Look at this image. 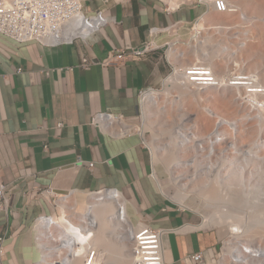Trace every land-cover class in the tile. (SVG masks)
<instances>
[{
  "label": "crops",
  "instance_id": "obj_1",
  "mask_svg": "<svg viewBox=\"0 0 264 264\" xmlns=\"http://www.w3.org/2000/svg\"><path fill=\"white\" fill-rule=\"evenodd\" d=\"M82 1L88 13L102 10L117 18L87 44L46 47L0 33V178L10 195L0 211V264L38 261L35 220L53 210V193L46 196L44 190L63 194L104 187L122 191L134 222L177 229L164 237L167 264H217L222 233L201 226L195 209L163 190L150 148L127 122L138 119L141 91L162 87L171 72L164 49L156 48L169 39L167 33L155 37L149 52L134 56L151 39L150 28L175 25L170 35L185 40L204 16L213 23L208 15L214 10L198 0ZM118 51L124 58L105 65ZM99 111L121 114L133 128L114 135L93 125ZM197 253L202 261L193 258Z\"/></svg>",
  "mask_w": 264,
  "mask_h": 264
},
{
  "label": "bare ground",
  "instance_id": "obj_2",
  "mask_svg": "<svg viewBox=\"0 0 264 264\" xmlns=\"http://www.w3.org/2000/svg\"><path fill=\"white\" fill-rule=\"evenodd\" d=\"M230 2L236 6V11H230V13L232 14V18H230L229 20L227 19L220 20L219 22L221 23L218 22L217 23L218 25L210 27L216 30V32H224V31L234 32L235 28L241 27L240 25L248 24V23H244L243 21L244 19L242 16H244L246 20L249 19H247L246 15H242L240 11L241 6L238 4V2L236 0H230ZM209 9H213V8L209 7ZM206 22L207 19H203V22L195 23L193 25L192 30L194 29L193 31H195V33L192 36L191 40L188 42L189 49L185 53L178 52L176 49L177 47L176 45L180 44L182 40L179 39L176 40L175 43L172 42L167 43V45H169L167 49V55L170 61L176 66H180V65L187 66L191 63L194 64L196 62H201L204 65H206L208 68H211L214 75H216V79H218L217 85L220 86L226 85V87H230L233 90H236V93H234V95L230 97V102L234 105L235 112L238 111L236 102L237 99L239 98L242 100V102H244L248 106H251L247 103V100H245L247 96H252L256 98L255 100L256 102L254 105L255 107H258L259 109L264 108V99H263L264 82L261 81L258 72L252 70L247 71L246 69H244V65H243L244 63L243 51L248 45V42L246 40V35L249 36V38L252 37L251 36L252 34H250V30L248 29L245 30V32H249V34L246 33V35H243L242 33H239L240 31L239 29H236V31L238 32L233 35L234 36L233 39L234 38L239 39L240 36L244 37V39L239 42L235 41L237 44L239 43L238 46L236 45L237 46L236 48H240L242 50L239 52L240 49H237L236 51L237 54L235 55H234L235 51L231 52L233 58L230 64L231 65L233 64L235 68L233 67L230 68V65L226 62L220 63L224 68L223 74H220L215 70L214 67L215 57L212 55L211 49L210 48L206 49L205 45L199 46L198 43L197 45H194V42H198L200 38L205 39L203 40V42L205 43L207 40L210 39V37H204V31L208 29L204 26V23ZM228 23L231 24V27H227ZM241 28L243 29V26ZM240 53L243 54L240 55ZM173 54L176 55L174 58H172ZM186 54H193V56L195 57V61L186 64L181 63L180 58L184 59ZM181 78L182 77L181 75H179V73L173 72L169 74L168 77L165 79L164 86L165 84L168 85L169 90H171L172 88L178 89V91L182 96L187 94L188 95L192 94L197 100L200 99L201 101L205 99L204 96L202 95L201 89L215 87V86H208L201 88V87L192 86L185 83ZM157 90L158 89H154L146 92L142 98V102L146 98V103L151 101L153 104H158L159 101L164 98V96H162L161 93L157 92ZM168 95H170L169 91L166 93V96ZM258 96L261 98H259ZM205 111L207 112V114H209V116H213L216 119L215 127L211 135L210 132H208L203 136L199 135L197 133V130L195 129L196 128L195 124L194 125L190 124L188 127L186 126V124L181 122L177 127H173L175 134L173 135L172 133V136L170 137L172 141L171 142L169 141L163 148L156 147L154 144H151L152 150L154 152L152 153V159L154 158V161L157 163V162H161L163 158H165L164 160L167 162L166 166L170 171V173L172 174V182L177 185L182 184L184 190H186L188 185L190 184L189 183L190 179L197 176L198 172L196 171L195 173L192 174L187 173L185 176L178 175L180 173L178 171L179 170L178 166L192 165L194 167H197L198 163L200 162L198 158H196V156L193 157V159L191 160L189 159L190 161L188 160L181 161L183 156L180 157L179 155L181 152L180 146L183 145L184 143H189L190 146L193 145L198 151H200L201 155H199V157L201 159H206V157H209V154L211 153L210 155H213L217 159L221 158L220 160L223 162L236 163V166H238V171L236 172V174L239 176L240 179L239 180L240 182L238 183L230 182L229 181L230 176L228 173L224 177L226 179L219 178V174L223 169L222 165L221 167L218 165H213L212 163L210 165L209 163L205 165L206 171H208V174L210 173L213 178L211 179L210 182L208 181L205 184L203 183L200 189L204 192V196L207 200L210 199L216 202L215 204L216 212L214 213L212 218H210V220L208 219V222H204L203 224H201V226H209L211 225V223L231 222L229 225L231 231L229 236L230 238L225 242L223 248V253H222L223 260H228L230 264H264V229L262 230L258 228L260 225L264 224V203L262 204L256 203V201L254 200L255 190L249 188L247 182L245 183V179L243 178L246 172V165H248V162L245 163L244 166H242L239 165L237 161L238 158L245 162L246 160H248L249 157L250 159H253V157L257 155L256 152L254 151L255 147L260 146V142L258 143L257 141H253L250 145V148L247 151H245L244 149L243 152L238 151V148H235L233 142L234 140L233 130L236 129L237 126L236 121L227 118L225 115L221 114L215 109L205 108ZM114 121L117 129L119 130L121 129L122 132H128L130 129H132V127L130 128L131 125L128 124L125 119L123 120L115 119ZM170 131L173 130L168 131V128H166L164 129L163 133ZM250 132L253 133L254 131H250ZM219 133L223 134L224 143L226 144L229 143L230 147L234 148L233 151H230L232 153H228L227 151L224 152L223 149H219L218 152L216 151L217 152L216 153L215 148L214 149L212 148L215 141H221V139L223 138V137H216V135ZM173 139L176 140L174 141ZM219 144L217 148L221 147ZM261 144H263L262 147L264 148V143L262 142ZM161 149L166 150L165 156L160 155ZM229 158H231V161H229ZM154 173L158 177L155 169V165H154ZM181 180H188L189 182L181 183ZM163 186L162 188L165 190ZM199 194H201V192H199ZM69 195H66L64 197L57 195L59 197L58 208L56 211L53 212V215L55 217V220H57V222L60 223L62 227V228L57 227L56 229L57 234L62 237L70 239V235H72L75 232L76 226L73 223H71V221H69V217H74L79 219L80 221H83L84 219H86L85 217H88L89 213H92L93 216L97 219L96 220L97 226L95 227L96 232L94 233L91 247H93V249L99 252L96 258L94 259L93 264H135L134 257L131 251V246H132L131 241L130 239H128L129 237H127V235L124 232L125 223L133 221V219H131L129 214L127 199L125 197L122 198V194L120 192L113 193V192L102 191L96 194L92 192L88 194V197L84 202H81L79 199V195L75 194V197L72 198L74 199L75 204L70 205V201L69 199H67ZM170 197L174 201L183 205L184 207L187 206L183 204L188 197V194L186 192L178 190V192L175 195V198L178 201L174 198L173 195ZM121 206L125 208V212L122 217L120 214ZM245 206H251L254 209L256 208V210L252 212V215L248 219H246L244 216L240 214H235L232 211L236 209L240 210ZM257 208H258V213H257ZM200 215L203 216L202 214ZM231 219L236 222H232ZM205 221H207V219H205ZM76 235L80 240L86 239V235L84 233L82 234L80 233ZM255 244H260V245L255 246ZM232 245L233 247H231L229 251V247ZM83 248L85 247H80L79 250L81 251ZM101 249L103 250L101 251ZM75 264H83V262L82 260L78 259L75 262Z\"/></svg>",
  "mask_w": 264,
  "mask_h": 264
},
{
  "label": "rangeland",
  "instance_id": "obj_3",
  "mask_svg": "<svg viewBox=\"0 0 264 264\" xmlns=\"http://www.w3.org/2000/svg\"><path fill=\"white\" fill-rule=\"evenodd\" d=\"M238 4L241 6V13L242 15H246V20L243 17L244 23L240 25L243 26V29L241 27L235 28L233 31H224V32H216V30L210 28L212 26L218 25L217 23L220 20H229L232 18V14L230 12H217L213 11L208 16L213 15V23H204V26L208 29L204 31V37H210L209 40L203 42V38H200L198 42H194V45H197V43L200 45H205L206 49L210 48L212 51V55L215 57V63L214 67L215 70L223 74L224 68L221 62H226L230 65V68L233 66L230 62L233 58L231 55V52H234V55L237 54L236 48L239 43L236 42L241 41L244 39L243 36H240L238 38L233 39V35L237 33L236 29H239V33H242L243 35H246V33L249 34V32H245V30H250V34H252L249 38V36L246 35V40L248 42L247 47L243 51V53H240L244 55V69L247 71L252 70L255 72H258L260 75V79L262 82H264V0H236ZM203 19H206V16H204L202 19H200L199 22H203ZM246 20V21H245ZM221 23V22H219ZM202 24V23H201ZM246 26V27H245ZM196 27V25H195ZM227 27H231V24L228 23ZM177 27H174L173 29H176ZM193 28V26H192ZM194 30V29H193ZM243 30V31H242ZM192 33V34H191ZM195 31L189 30V33L187 36H185V40H182V42L178 45H176V49L178 52L185 53L189 49L188 42L191 40L192 36L194 35ZM169 35V39L166 42H172L175 43L176 40H174V37L170 35V33H167ZM238 35V34H236ZM191 36V37H190ZM155 40V39H154ZM236 41V42H235ZM237 45V46H236ZM235 46V47H233ZM225 48V49H224ZM242 49L239 50V52ZM164 51V50H163ZM176 55H172V58H174ZM181 63L186 64L189 62H194L195 57L193 54H186L185 58H180ZM171 73V72H170ZM158 89L157 92L161 93L162 96H164L163 99L159 101L158 104H153L151 101L146 103V98L141 103V112L138 115V119H136L135 122L128 121V123L135 125V128L138 129L141 133H143V138L148 145V147L152 150V145L154 144L156 147L163 148L169 141L172 140L170 137L175 134L173 127H177L181 122L186 124V126L189 127V125H196V130L199 135H205L208 132H210V135L215 127V121L216 119L213 116H209L207 112L205 111V108H211L215 109L221 114L225 115L227 118L232 119L233 121H236V129H234V146L235 148H238V151L243 152L244 150L247 151L250 148V145L253 141L260 142V146L255 147L256 156L253 157V159L248 158V160L243 161L238 158L239 165L244 166L245 163L248 162V165H246V172L243 176L245 179V183L247 182L248 187L254 189V200L257 204L264 203V148L262 147L264 143V108H258L255 107V100L256 98L252 96H247L245 100H247V103L251 106H248L242 100L239 98L237 99L236 106H237V112L234 110V105L230 102V97L236 93V90H233L230 87L224 86H215L211 88H203L201 89L202 95L204 96V100L196 99L192 94L187 95H181L178 89L172 88L171 90L168 89V85L163 84L162 87L156 88ZM170 92V97L166 96L167 92ZM181 95V97H180ZM238 96V94H237ZM246 96V95H245ZM259 97V96H258ZM261 98V97H259ZM264 99V98H263ZM146 103V104H145ZM253 105V106H252ZM247 114V115H245ZM132 126H130L131 128ZM133 128V127H132ZM168 128L169 130H173L170 132L163 133L164 129ZM249 128V129H248ZM250 131H254L251 133ZM170 133V134H169ZM216 137H223L222 133H219L216 135ZM174 140V139H173ZM176 140V139H175ZM174 140V141H175ZM262 141V142H261ZM221 143V144H219ZM218 144L221 147H218ZM224 144V145H223ZM206 146V145H205ZM213 149L215 148V152L219 149H223L224 152L232 153L230 151H233L234 148L230 147V144L224 143V137L221 139V141H215L213 144ZM244 149V150H243ZM180 157H182L181 161H190L193 159V157L196 156L198 160L200 161L197 165V167H194L192 165H180L178 166V175L185 176L187 173L192 174L196 171L197 176L190 179V182L188 180H181V183H187L188 187L186 190L183 189L182 184H175L172 182V174L168 170L166 166V161L163 160L161 162H155L153 158V163L155 165V169L158 175L159 181H164L167 186H163L165 188V192L168 193L170 196H174L178 192V190L184 191L188 194L187 199L185 202H181L185 205H188L189 207L196 210V212H199L203 216H201L199 213L196 215L199 217L201 223L208 222V219L212 218L214 213L216 212L215 204L216 202L210 199H206L204 196V192L200 189L201 185L206 182H210L213 178L211 174H208V171H206L205 165L209 163V165L212 163L213 165H218L221 167L223 166V169L221 170L219 174V178H224L226 174H229V181L238 183L240 182L239 176L236 174L238 171V166H236V163L234 162H223L220 159H217L213 155L209 154V157H206V159H201L199 155H201V152L198 151L193 145L190 146L189 143H184L180 146ZM166 150H160V155L165 156ZM216 152V153H217ZM154 153V152H153ZM203 154V153H202ZM198 156V157H197ZM190 159V160H189ZM219 160V161H218ZM211 161V162H210ZM229 161H231V158H229ZM243 161V162H242ZM205 167V168H204ZM201 170V171H200ZM203 171V172H202ZM174 175V174H173ZM176 175V174H175ZM226 181V180H225ZM201 192V194H199ZM75 194L79 195V199L81 202H84L86 198L88 197V192L83 191H77L72 192L67 199L70 201V205H74V198ZM191 194V195H190ZM176 199V198H175ZM177 200V199H176ZM178 201V200H177ZM256 210L251 206H245L242 209H236L232 210L235 214H240L244 216L246 219H248L252 212ZM250 212V213H249ZM195 213V212H194ZM258 213V208H257ZM207 219V221H205ZM232 220V219H231ZM232 222H236L232 220ZM230 223L231 222H220V223H211L209 227L217 228L223 236V242H226L229 240L230 236ZM207 227V226H204ZM259 229H264V224L260 225L258 227ZM243 230V228H242ZM254 244V242H253ZM222 245V243H221ZM260 244H255V246H259ZM229 247V251L230 248ZM103 249H101L102 251ZM223 254L221 251V248L218 251V256L216 258L217 264H230L228 260H223L222 258Z\"/></svg>",
  "mask_w": 264,
  "mask_h": 264
},
{
  "label": "built area",
  "instance_id": "obj_4",
  "mask_svg": "<svg viewBox=\"0 0 264 264\" xmlns=\"http://www.w3.org/2000/svg\"><path fill=\"white\" fill-rule=\"evenodd\" d=\"M198 1L208 8L211 7L219 12L236 11V6L230 0ZM112 22H117L116 16L109 15L105 11L86 12L82 0H0V33L24 43L35 41L46 47L73 44L76 41H82L87 44ZM174 27L175 25L151 27V39L146 43L145 47L136 50L134 56L139 57L149 52L154 47L155 37L163 33H169V30ZM167 43L156 48H159V50L164 49V56L171 65V73H179L182 77L181 79L192 86L201 88L220 86L217 85L218 79H216L212 69L201 62L191 63L187 66L174 65L167 55L169 46ZM122 58H124L123 51L112 52L104 61V64L111 65ZM83 63L85 66L90 65V61L87 58L83 59ZM154 89L156 88L150 87L141 91V103L145 93ZM115 119L123 120L124 116L112 111H99L93 116L91 123L101 129L110 131L114 135L126 134L127 132L117 129ZM89 165L93 166V163H89ZM102 191L120 192L122 198H124L122 191L115 187H104L87 192L96 194ZM43 192L46 196L49 192L53 193L51 198H49L53 210L51 213L39 215L35 220V242L39 250V259L35 264H75L78 259L82 260L83 264H93L99 253L91 247L92 239L96 232L97 219L92 213H89L88 217H85L86 219L83 221L69 217V221L76 226L75 232L70 235V239L62 237L56 232L57 227L62 228L61 224L55 220L53 215V212L58 208L59 197L57 195L64 197L77 191L71 190L63 194H58L51 190H44ZM9 203L8 185L0 178V211H5ZM178 204L181 205L180 203ZM124 212L125 208L121 206V217ZM169 231H177V229H156L142 222H126L124 232L131 241V251L135 264H166L164 237ZM80 233L86 235L85 240L78 238L76 234ZM224 245L225 242H222V253ZM2 246L3 238L0 237V256L3 253ZM80 247H85L81 250L82 252L79 250ZM193 258L197 261H202L204 256L202 253H197Z\"/></svg>",
  "mask_w": 264,
  "mask_h": 264
}]
</instances>
